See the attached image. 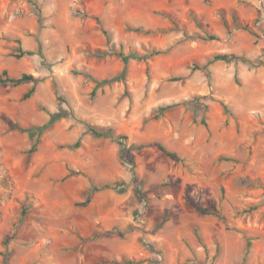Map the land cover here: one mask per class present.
<instances>
[{"label":"rangeland","instance_id":"rangeland-1","mask_svg":"<svg viewBox=\"0 0 264 264\" xmlns=\"http://www.w3.org/2000/svg\"><path fill=\"white\" fill-rule=\"evenodd\" d=\"M3 70L0 264H264V0H0Z\"/></svg>","mask_w":264,"mask_h":264},{"label":"trees","instance_id":"trees-1","mask_svg":"<svg viewBox=\"0 0 264 264\" xmlns=\"http://www.w3.org/2000/svg\"><path fill=\"white\" fill-rule=\"evenodd\" d=\"M244 28H246V25L244 26ZM138 31H140L141 29L138 28L137 29ZM207 39H212V40H215L218 38L217 35L215 34H209L208 36H206ZM33 54V52L31 51H25L23 53H21L20 55H24V54ZM108 52L106 51H103L102 53H99L97 54L98 56H103L105 54H107ZM117 55H119L122 60L124 61L125 64H127V62L129 61L130 58H136V59H141L143 57H147V56H142L140 54H138L137 52H130L129 54H125L123 53L122 51L118 52ZM243 61V62H247V63H251V64H255L254 61L250 60L249 58H245V57H242V56H237L233 53H218L216 55H214V57L212 58L211 61H225V62H233V61ZM256 65V64H255ZM115 79V78H114ZM111 80V79H110ZM110 80L108 79H105L101 82H109ZM25 82H32L33 83V86L23 94V99H28L35 91V84L38 82V78L35 77L33 74H30V73H23L21 74L20 76L18 77H14V76H11L7 70H3L0 72V83L2 84H12L14 86H17V85H20L22 83H25ZM173 106V104H169V105H166V106H162L160 107V111L163 112L169 108H171ZM61 117V114L60 113H52L50 115V119L48 122H46L45 124L43 125H37V126H30L28 128H24V127H21V126H18L17 124H12V127L13 128H18L24 132H28L29 135L31 137H34L35 135H38L40 136L46 129H48L55 121H57L59 118ZM203 123H205L203 121ZM90 130L95 134V135H99V136H105V135H108L107 132H101V131H98L96 128L94 127H90ZM120 144L122 145V149L125 148V143L124 142H120ZM36 145H37V142L33 143L32 147L30 148V152H33L34 150H36ZM160 148L165 151L168 155H170L172 158L176 159V160H179V161H185V158L182 157L180 154H178L177 152L175 151H172V150H169L167 149L165 146L163 145H160ZM130 163H131V166H132V170L134 171V168H135V162L133 159H130L129 160ZM134 175H135V172H134ZM116 185H121V184H116ZM109 187H112V184H104V185H101V186H92V190L91 192H96V191H99L100 189H103V188H109ZM123 188H120V191H122ZM91 200V195H89L83 202H82V205H87ZM203 212H207L206 210H203L202 208H200ZM253 209V208H252ZM248 212H250L251 210H247ZM210 213H213V214H216V210L212 209L209 211ZM24 212H22V216H24ZM218 216L220 219H222L223 221H225V216L221 213H218ZM250 244V243H249ZM134 261L132 260H126L125 263H133Z\"/></svg>","mask_w":264,"mask_h":264}]
</instances>
